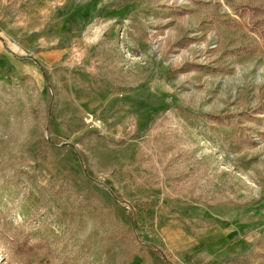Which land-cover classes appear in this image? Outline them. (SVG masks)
I'll use <instances>...</instances> for the list:
<instances>
[{"label": "rangeland", "instance_id": "1", "mask_svg": "<svg viewBox=\"0 0 264 264\" xmlns=\"http://www.w3.org/2000/svg\"><path fill=\"white\" fill-rule=\"evenodd\" d=\"M244 3L0 0V264H264Z\"/></svg>", "mask_w": 264, "mask_h": 264}, {"label": "trees", "instance_id": "2", "mask_svg": "<svg viewBox=\"0 0 264 264\" xmlns=\"http://www.w3.org/2000/svg\"><path fill=\"white\" fill-rule=\"evenodd\" d=\"M238 18L244 21L251 32L256 34L264 47V7L248 3L232 6Z\"/></svg>", "mask_w": 264, "mask_h": 264}, {"label": "crops", "instance_id": "3", "mask_svg": "<svg viewBox=\"0 0 264 264\" xmlns=\"http://www.w3.org/2000/svg\"><path fill=\"white\" fill-rule=\"evenodd\" d=\"M4 48L7 49L9 52L8 54L4 52ZM0 46V74L4 76L21 74L19 73L18 69H16L15 64L12 61V54L11 50L8 47ZM17 66V65H16Z\"/></svg>", "mask_w": 264, "mask_h": 264}]
</instances>
